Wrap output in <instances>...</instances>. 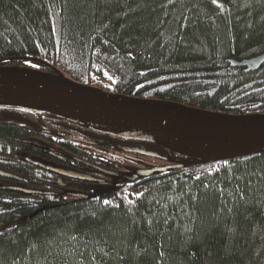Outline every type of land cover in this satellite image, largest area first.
<instances>
[{"label":"trees","instance_id":"16d2710c","mask_svg":"<svg viewBox=\"0 0 264 264\" xmlns=\"http://www.w3.org/2000/svg\"><path fill=\"white\" fill-rule=\"evenodd\" d=\"M262 53L264 0H0V66L111 94L264 115V64L230 65ZM129 149L166 155L0 106V264H264V153L217 163L170 154L164 162L184 165L76 190L84 163L119 170L111 155Z\"/></svg>","mask_w":264,"mask_h":264},{"label":"water","instance_id":"95a60500","mask_svg":"<svg viewBox=\"0 0 264 264\" xmlns=\"http://www.w3.org/2000/svg\"><path fill=\"white\" fill-rule=\"evenodd\" d=\"M263 64L264 53L242 61H230L232 67L244 68L245 72L256 71ZM0 96L40 109L33 112L49 113L67 121L70 120L63 116L137 127L148 134L127 136L89 129L157 146L166 152L165 161L170 160V154L202 163H217L264 153V115H225L175 102L116 95L80 84L60 74L15 66H0ZM128 152L161 159L158 154L144 150ZM174 162L171 167L138 171L130 177V181L184 165L180 160ZM78 177L88 180L84 175Z\"/></svg>","mask_w":264,"mask_h":264},{"label":"flooded vegetation","instance_id":"af4514ba","mask_svg":"<svg viewBox=\"0 0 264 264\" xmlns=\"http://www.w3.org/2000/svg\"><path fill=\"white\" fill-rule=\"evenodd\" d=\"M129 150H135V149H129ZM136 150H141V149H136ZM147 152V151H146ZM132 155L134 153H131ZM135 156L137 157V155L135 154ZM139 156V155H138ZM160 156V155H159ZM161 159H150V158H142L141 160H149V161H158L160 164L159 165H155V167L153 165L150 164H146L143 162H136L135 167L136 170L131 172L130 174L126 175L123 174L121 172L122 167L119 163H117L116 166L120 167L121 169L116 170L114 169V167L112 168L111 165L109 163H107L104 160H99L98 162L100 163V166H96L93 164H88V163H84V167L81 169L84 171V173H82L81 175H84L85 179L88 180H84L86 183L84 184H80L79 186H75L77 187L76 190L80 191V190H87L90 193L93 192H98L95 188L98 185H105L106 183L112 184L113 185H117L118 182H127L130 181V177H132L136 172L141 171V170H147V169H153V168H163V167H171L174 164L169 163V162H164V156H160ZM176 161V160H174ZM102 164V166H101ZM153 166V167H151ZM64 170V169H62ZM63 172V171H62ZM132 174V175H131ZM140 179V177H138ZM137 178V179H138ZM68 179L65 178L63 187H66L67 189L72 187V183L70 181H67ZM50 180L49 182L51 183L52 186H55L54 183L55 181ZM97 181H104V182H97ZM136 181V180H135Z\"/></svg>","mask_w":264,"mask_h":264},{"label":"bare ground","instance_id":"6f19581e","mask_svg":"<svg viewBox=\"0 0 264 264\" xmlns=\"http://www.w3.org/2000/svg\"><path fill=\"white\" fill-rule=\"evenodd\" d=\"M0 106L18 107V108H22L24 110L28 109V110H32V111H40V109H38L32 105L11 99L9 97H4V96H0ZM63 117L70 120V121L80 123L81 125L88 127V128L100 129V130L109 131V132H113V133H119L122 135L141 136V135L148 134L147 131H144V130L139 129L137 127H134L131 125H126V124L91 122V121H87V120H80V119L71 118L68 116H63ZM87 124H89V125H87ZM94 124H98L100 126L102 125V127L93 126ZM139 157H144V156L139 155ZM144 158H146V157H144Z\"/></svg>","mask_w":264,"mask_h":264},{"label":"rangeland","instance_id":"374dc122","mask_svg":"<svg viewBox=\"0 0 264 264\" xmlns=\"http://www.w3.org/2000/svg\"><path fill=\"white\" fill-rule=\"evenodd\" d=\"M89 125V124H87ZM93 126H99V127H102V125H98V124H94ZM114 157V159H116V162L119 163L122 167V170L121 172L123 174H130L131 172L135 171L136 170V167H135V164L136 162H143V163H146V164H150V165H153L155 167V165H159L160 163L158 161H149V160H141L142 157H139V156H135V155H132V154H128V153H116V154H113L111 155ZM151 166V167H153ZM132 175V174H131ZM118 186V185H117ZM115 184L112 185V186H104V185H98L96 186V190H107L109 187H117Z\"/></svg>","mask_w":264,"mask_h":264}]
</instances>
